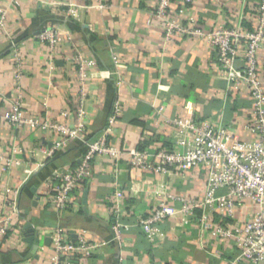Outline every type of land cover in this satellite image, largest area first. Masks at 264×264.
I'll use <instances>...</instances> for the list:
<instances>
[{
    "label": "crops",
    "instance_id": "obj_1",
    "mask_svg": "<svg viewBox=\"0 0 264 264\" xmlns=\"http://www.w3.org/2000/svg\"><path fill=\"white\" fill-rule=\"evenodd\" d=\"M259 1L193 0L188 9L208 32L220 24L236 27L243 22L249 26ZM70 3L80 8L78 18L65 14ZM156 3L0 0L7 16L0 33V217L6 211V190L20 189L15 230L0 239V264H53L52 239L48 245L45 239L57 227H63L72 242L85 233L90 242L100 245L91 256L70 264H253L240 260L233 240L221 241L203 233L199 211L193 216L169 217L159 224L154 238H149L141 226V220L163 201L180 210L183 199L205 198L207 172L203 166L188 173L167 174L131 166V152L144 144L151 153L161 147H176V130L170 120H210L233 128L245 140L254 139L248 129L252 101L247 86L241 83L236 89L225 78L206 37L166 40L161 22L152 17ZM48 27H57L64 38L53 68L47 44L37 38ZM13 41L18 42L24 63L20 90L27 116L70 127L78 123L81 83L78 68L71 61L76 48L96 61L86 82L87 135L102 134L114 102L120 101L123 107L110 138L120 157L96 159L90 178L76 193L75 206L63 212L46 205V182L56 170L77 167L83 151L66 153L48 166L47 149L55 136L16 129L3 119L18 94L15 63L10 55ZM242 55L240 51L239 68ZM259 57L264 79V48ZM64 111L72 115L63 117ZM8 159L20 165L6 172ZM118 192L122 197L117 200ZM256 209L251 202L237 207L235 217L226 222L240 225ZM215 218L221 221L220 216ZM117 221L124 225L120 241L113 234ZM26 224L40 231L37 250L23 241Z\"/></svg>",
    "mask_w": 264,
    "mask_h": 264
},
{
    "label": "built area",
    "instance_id": "obj_2",
    "mask_svg": "<svg viewBox=\"0 0 264 264\" xmlns=\"http://www.w3.org/2000/svg\"><path fill=\"white\" fill-rule=\"evenodd\" d=\"M192 3L193 0H157L152 17L161 22L166 40H172L176 36L208 39L225 78L231 81L236 89L241 83L247 86L252 101L248 129L254 139L245 140L233 128L215 124L210 120L178 118L170 120L176 130V147H161L154 153L148 149L133 150L130 154L131 166L144 172L158 174L173 171L188 173L196 167L203 166L207 172L205 198L183 199L180 210L171 208L167 201H163L140 223L145 234L149 238H154L159 224L164 220L175 214L193 216L199 211V223L203 233L211 234L221 241L233 240L240 252L241 261L264 264V79L259 57L260 50L264 48V0L259 1L256 14L248 20L249 26H245L243 22L236 27L220 24L208 32L189 14L188 7ZM79 9L70 3L65 14L71 18H78ZM6 19V9L0 5V33L5 29ZM37 38L47 44L50 66L53 68L54 59L61 53L63 35L57 27H48L40 32ZM240 51H243L241 68L237 66ZM10 55L15 63L18 94L15 95L11 108L4 114L3 119L16 129L29 128L53 134L56 139L47 149L50 159L64 151L73 141L85 142L86 82L88 72L96 66V61L87 57L78 48L71 58L79 71L81 106L77 110L78 123L70 127L59 121L27 116L20 90L24 63L19 44L15 41L12 42ZM70 115L72 113L69 111L62 113L63 117ZM122 115L123 107L117 100L104 131L97 140L87 144V150L79 165L65 171L56 170L47 180L45 203L52 210L63 212L75 206L76 193L90 178L96 159L107 157L114 160L120 157V150L111 143L110 138ZM6 162V172L14 165H20V162L11 159ZM6 191L8 195L6 211L0 217V239L15 230L14 217L19 212L20 189L8 188ZM221 191L225 193H220ZM121 197L119 192L116 193L117 200ZM250 202L257 206L250 219L240 225L226 222L235 217L237 207H244ZM115 213L118 218L117 209ZM216 216L221 217L220 222L215 221ZM123 227L120 221L113 226V234L118 241L121 240ZM50 236L55 252L53 264H70L68 262H73L74 257L91 256L100 247L99 244L90 242L85 233L80 234L76 242H72L63 227L55 228Z\"/></svg>",
    "mask_w": 264,
    "mask_h": 264
},
{
    "label": "trees",
    "instance_id": "obj_3",
    "mask_svg": "<svg viewBox=\"0 0 264 264\" xmlns=\"http://www.w3.org/2000/svg\"><path fill=\"white\" fill-rule=\"evenodd\" d=\"M17 44H18V42H16ZM115 103V102H114ZM114 105V104H113ZM112 111H113V107H112ZM112 111H111V114H112ZM137 122V121H136ZM138 123V122H137ZM101 135V134H100ZM100 135L99 136H95V135H87L86 136V140H85V142H78L77 144H73V145H71V146H69L65 151H62L60 154H58L56 157H54V158H51V159H49L48 160V166L49 165H53V164H55V162L61 157V156H63V155H65L66 153H70V152H72V151H74V150H81V151H83V154L86 152V150H87V144L88 143H91V142H94L95 140H97L99 137H100ZM169 148H171V147H169ZM140 150H144L145 149V144L143 145V146H141L140 148H139ZM77 164H76V162L74 163V165L73 166H76ZM82 185H84V184H82ZM82 258H84V257H82V256H77V257H74L73 258V261H75V262H78L79 260H81Z\"/></svg>",
    "mask_w": 264,
    "mask_h": 264
},
{
    "label": "water",
    "instance_id": "obj_4",
    "mask_svg": "<svg viewBox=\"0 0 264 264\" xmlns=\"http://www.w3.org/2000/svg\"><path fill=\"white\" fill-rule=\"evenodd\" d=\"M23 235L24 239L23 241L30 244L31 246H34L37 250L40 247V232L35 231L34 228L31 226V224H26L23 228ZM51 241L50 235L47 236L45 239V244H49Z\"/></svg>",
    "mask_w": 264,
    "mask_h": 264
}]
</instances>
